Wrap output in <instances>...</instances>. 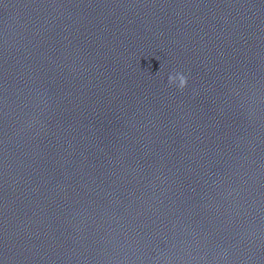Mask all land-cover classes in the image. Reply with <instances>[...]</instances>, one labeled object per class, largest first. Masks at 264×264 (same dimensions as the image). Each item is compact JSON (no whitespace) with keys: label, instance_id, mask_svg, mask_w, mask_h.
<instances>
[{"label":"clouds","instance_id":"9594fccd","mask_svg":"<svg viewBox=\"0 0 264 264\" xmlns=\"http://www.w3.org/2000/svg\"><path fill=\"white\" fill-rule=\"evenodd\" d=\"M177 81H178V83H177ZM168 83L170 85L171 84H176V86L179 89L183 90L186 87V85H187V78L183 74L177 73L174 76L170 75L168 77Z\"/></svg>","mask_w":264,"mask_h":264}]
</instances>
